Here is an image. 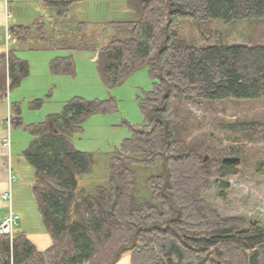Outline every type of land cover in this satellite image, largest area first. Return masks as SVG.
<instances>
[{
    "label": "trees",
    "instance_id": "trees-1",
    "mask_svg": "<svg viewBox=\"0 0 264 264\" xmlns=\"http://www.w3.org/2000/svg\"><path fill=\"white\" fill-rule=\"evenodd\" d=\"M75 1L47 0L44 6L64 19ZM126 5L139 19L106 27L128 29L131 38L112 39L94 53L98 75L108 89L140 69L148 70L154 88L140 100L143 125H127L130 137L109 160L108 185L87 190L79 188L78 178L91 173L92 156L76 150L70 140L82 132L86 119L116 112L117 102L75 97L59 114L29 126L23 123L21 105H11L10 126L32 136L22 156L34 169L35 204L53 244L38 252L23 233H14L11 242L5 236L0 239V264H116L125 252L131 253L130 264H264V228L249 226L239 217L222 218L202 198L214 180L221 181L224 196L226 179L240 173L238 164L225 163L226 157L219 160L209 146H201L202 137L187 141L196 117L183 108L263 100L264 44L201 47L182 34L184 24L264 21V0H127ZM68 24L60 35L37 23L34 34L42 49L84 51L86 23ZM10 32L19 44L33 34L23 26ZM66 38L79 44L63 47ZM49 68L52 75L75 76L71 55L52 59ZM28 76L27 61L8 52L0 101ZM42 105L35 100L29 106L37 110ZM226 126L249 143L264 142V124ZM202 152L213 160L204 164ZM225 156L239 157L241 150L227 149ZM159 160L162 173L146 180L151 200H137L134 172L126 163L155 167ZM256 172L264 177V163Z\"/></svg>",
    "mask_w": 264,
    "mask_h": 264
},
{
    "label": "rangeland",
    "instance_id": "rangeland-1",
    "mask_svg": "<svg viewBox=\"0 0 264 264\" xmlns=\"http://www.w3.org/2000/svg\"><path fill=\"white\" fill-rule=\"evenodd\" d=\"M5 1L3 0L0 5V76L3 73V66L7 69L8 52H13L16 57L30 64L29 76L18 88L10 90L11 100L21 104V115L25 126L41 124L48 116L59 114L75 97L86 101L113 98L117 102L116 112L108 115L97 114L86 119L82 125V132L75 134L70 140L76 150L91 154L93 160L91 173L78 178L79 188L91 190L97 186H107L110 177V157L116 155L121 150L124 140L130 137L127 125L142 127L140 100L153 90L154 85L148 70L143 68L133 73L123 84L111 89L106 88L98 75L94 52L105 47L112 39L131 38L130 30L106 27L104 22H135L139 19V14L127 8V0L125 3L112 0L110 4L101 6L95 2L91 3L95 5L91 7V14L84 5H76L69 17L70 22L65 24L66 27L68 23L83 19L94 22L83 43L84 51L34 52L29 45H18L7 39V33L13 38L10 30L16 25L12 15H16L23 22L29 20L27 24L38 18L40 14L43 16L42 20L47 22L49 15L46 12L40 13L34 6H16L15 0ZM121 8L127 10L123 12ZM83 9L92 18L87 17L82 11H77ZM48 11L53 13L50 8ZM95 22L104 24L98 25ZM63 34L65 35V31ZM182 34L190 43L201 47L216 43L260 45L264 44V21H235L225 24L215 20L202 25L184 24ZM77 44L78 41L67 38L63 41V47ZM68 55L74 59L75 76L52 75L49 68L50 60ZM8 92L9 90L7 100L10 98ZM35 100L43 101L40 109L30 108V103ZM183 108L191 111L196 117L187 141L194 139L198 141V137H202L199 144L209 146L210 153L219 160L227 157L225 156L227 149L241 150V156L238 157L240 162L237 166L240 174L226 179L229 189L223 192L224 196H221L222 189L219 186L221 181L214 180L212 188L205 192L202 198L218 212L220 217L243 218L249 226L263 229L264 177L259 176L256 171L258 164L264 163V142L249 143L241 132L233 131L226 125L264 124V99L202 103V105L184 104ZM198 121L202 124H198ZM9 132L8 139L13 142L14 167L19 175L18 182L14 183L12 189L13 208L15 207L16 210L18 205L24 208L26 213L24 221L20 218L18 224L28 229H43L45 226L37 211L31 188L35 182V172L21 156V152L26 150L32 141V136L24 133L21 128L13 127ZM211 154L202 152L201 158L204 164L213 160ZM126 166L134 172L137 200L150 201L151 194L146 188V180L162 173V160H159L155 167L128 163ZM16 229L17 227L14 232Z\"/></svg>",
    "mask_w": 264,
    "mask_h": 264
},
{
    "label": "crops",
    "instance_id": "crops-1",
    "mask_svg": "<svg viewBox=\"0 0 264 264\" xmlns=\"http://www.w3.org/2000/svg\"><path fill=\"white\" fill-rule=\"evenodd\" d=\"M46 1L47 0H15L14 1V2H16L15 3L16 6H20V5L22 7H24V5L34 6L35 9L37 11H39L40 13L46 12L49 15L47 18L49 20L47 22L42 20L43 16H42V14H40L38 16V18L32 20V22H30L29 24H27L29 20H24V22H23L21 19H18L16 17V15H12V19H14L16 21V25H14L13 27H16V26L29 27L33 33L30 36V38L24 44H19L16 40L17 39L16 36L14 35L12 38V41L14 43H16L18 45H22V46L29 45L31 50H33L34 52H50V51L55 52V51H58V50H54V49L53 50L42 49V46L36 40L35 34H34L37 23H43L46 31H50L51 33L53 32L54 34L60 33V35H61L63 32L62 27H63L64 23L66 24L67 22H70L69 17L72 15V10H73V8L76 7V5H81V4L84 5V8L86 7L88 13L91 14V7L95 6L94 4H91V3L95 2V3L99 4L98 6H101V5H105V4H110V2H112V0H76L75 3L73 4L72 8L70 9V12H69L67 18L57 19L54 16V11L52 10L53 13H49L48 8H46L44 6V3ZM114 1L115 2H122V3L126 2V0H114ZM2 2H3V0H0V5L2 4ZM121 10L123 12H125L127 9L121 8ZM77 11H80V12L82 11L83 13H86L87 17L92 18L87 13V11L85 9L77 10ZM86 15H84V16H86ZM73 23H74V25L77 23H86V31H85L86 35H88V30H90L91 26L94 24V22H89V20H85V19L78 21V22H72V24ZM95 23H97L98 25L105 23L104 25L106 26L110 22L108 21V22H104V23L103 22H100V23L95 22ZM68 25H71V24H68ZM29 67H30V64H29ZM9 96H10V98L8 99L9 101L7 99L0 101V218L4 217L7 213V203L1 199V195L4 192H6L8 189H11V191H13L12 190L13 185L15 182L17 183L18 179H19L18 172H17V170H15V167H14V157H13V150H12L13 142L11 141V139L10 140L8 139V135L10 133L9 132L10 129L12 128L10 126V119L13 117L11 105L20 104V103H18V101H12L11 100V97H12L11 91L8 92V97ZM9 141H10V143H9ZM6 142L9 143L8 146L6 145ZM22 153H23V151L21 152V156H22ZM20 157H19V163H20ZM31 188H32V186H31ZM12 198H13V195H12ZM12 208H13V203H12ZM13 210L19 216V219L21 218L24 221V219L26 218L25 217L26 216L25 209L17 205L16 210H15V207L13 208ZM35 222H37V219ZM36 229L37 228L28 229L26 226L23 227V225L21 226L20 224H18L15 233L25 234L26 238L35 246V248L38 252H44L52 246V244H53L52 238H51L50 234L46 232L45 227L43 229H38V230H36ZM130 261H131V253L125 252L124 254L121 255L120 259L118 260V262L116 264H130Z\"/></svg>",
    "mask_w": 264,
    "mask_h": 264
},
{
    "label": "built area",
    "instance_id": "built-area-1",
    "mask_svg": "<svg viewBox=\"0 0 264 264\" xmlns=\"http://www.w3.org/2000/svg\"><path fill=\"white\" fill-rule=\"evenodd\" d=\"M13 1V0H6ZM7 39L12 40V36L7 33ZM8 146L9 143L6 142ZM1 199L7 203V213L4 217L0 218V239L8 237L11 242L14 237L15 228L18 226L19 216L13 211L12 208V191L8 189L1 195Z\"/></svg>",
    "mask_w": 264,
    "mask_h": 264
},
{
    "label": "water",
    "instance_id": "water-1",
    "mask_svg": "<svg viewBox=\"0 0 264 264\" xmlns=\"http://www.w3.org/2000/svg\"><path fill=\"white\" fill-rule=\"evenodd\" d=\"M98 54H96V58H97ZM223 162L225 163H230V164H238L240 162V159L238 157H226L223 159ZM79 220V218H77V221Z\"/></svg>",
    "mask_w": 264,
    "mask_h": 264
}]
</instances>
